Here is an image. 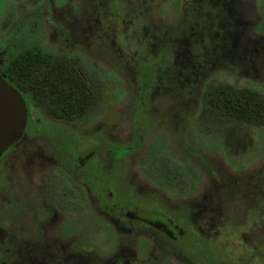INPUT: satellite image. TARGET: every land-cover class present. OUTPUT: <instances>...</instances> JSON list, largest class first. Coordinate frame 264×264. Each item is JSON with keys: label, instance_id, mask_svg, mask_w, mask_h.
<instances>
[{"label": "rangeland", "instance_id": "374dc122", "mask_svg": "<svg viewBox=\"0 0 264 264\" xmlns=\"http://www.w3.org/2000/svg\"><path fill=\"white\" fill-rule=\"evenodd\" d=\"M30 46L61 57L86 97L71 123L82 153L98 125L114 149L133 147L131 107L146 87L144 145L125 156L111 147L106 172L118 170L124 199L157 202L203 251L189 259L149 227L128 230L67 171L33 159L28 172L8 171L30 233L11 242L0 231V264H264V121L207 104L233 91L264 97V0H0V52Z\"/></svg>", "mask_w": 264, "mask_h": 264}, {"label": "flooded vegetation", "instance_id": "af4514ba", "mask_svg": "<svg viewBox=\"0 0 264 264\" xmlns=\"http://www.w3.org/2000/svg\"><path fill=\"white\" fill-rule=\"evenodd\" d=\"M152 71V69H144L143 76L147 77L145 76L146 73L149 76ZM141 89L143 91H140L135 104L133 103V107H131L130 116L132 120L129 123L135 136L133 147L138 149L144 145V126L140 122V117L148 108V98L147 95H144L146 87L143 86ZM22 96L27 106L26 126L20 137L0 155V231L6 230V233L5 231L3 232L4 239L9 236L15 238V235H19V232L22 233V231L30 233L29 230H26L25 225H28V222L21 218L23 211L20 209V205L24 204H16L14 199L15 191L20 190L15 188L14 181L8 175V171L18 167L21 169L22 165L25 167L22 168L27 171L26 167L30 166V162L35 159V161L37 160V167H54L67 171L75 181L81 182L83 187L86 188L88 197L92 199L100 214L102 213V215L112 218H123L129 223L127 225L124 224L128 230H144L143 228L135 227V224L149 227L157 233L158 237L160 236L161 240L172 246L175 253L182 249L185 250L190 255L189 259L196 255V249L203 251V242L196 237L195 233L183 226L179 220L170 218L159 210L154 209L153 204L155 201L150 202L151 204L149 202L143 204L136 201L132 203V199L129 201V199L122 197L123 185H121L117 167L115 168L117 174L114 177H109L110 174L106 172L110 156L109 151L111 147L114 149L115 145L113 143L116 139H107L108 135H106L107 133L102 125L87 130L98 132L99 135L95 137L96 142L85 153H82L80 149L83 147L84 141L76 138L74 131L71 129V123L75 121V118H65V116H59L56 112L57 95L23 94ZM48 98H52V102H48ZM163 117L166 118V116ZM169 118L170 115H168ZM182 118H184V115L181 111L178 115H175L177 122H180ZM165 122L169 125L168 120ZM157 126L151 125L149 128L154 131L159 129V131H163L165 128H169V126H163L164 128H162L160 125V128L157 129ZM73 139L77 140L78 143L74 144ZM74 146L77 147L78 152L75 151ZM133 147H120L114 150H121V155L125 156L132 151ZM193 155L196 156L194 153ZM20 161V166H17ZM109 164L114 168L110 162ZM119 196L123 200L121 198L119 200ZM23 200L26 201L25 205L28 206L31 203L30 201H32L30 198H24ZM53 201L55 203V200ZM155 203L157 204V202ZM35 205L39 206L38 203H35ZM34 212H37L38 216L37 208ZM179 237L183 239L184 244L179 242ZM6 240L12 242L10 238ZM0 247L2 250L7 248L5 244Z\"/></svg>", "mask_w": 264, "mask_h": 264}, {"label": "trees", "instance_id": "16d2710c", "mask_svg": "<svg viewBox=\"0 0 264 264\" xmlns=\"http://www.w3.org/2000/svg\"><path fill=\"white\" fill-rule=\"evenodd\" d=\"M66 65L61 57L36 46L26 47L9 59L5 52L0 53V73L22 95H57L56 112L59 116L77 118L89 105ZM220 92L226 94L224 90ZM207 97V104L235 120L264 121V97H246L236 91ZM47 101L52 102V98Z\"/></svg>", "mask_w": 264, "mask_h": 264}, {"label": "water", "instance_id": "95a60500", "mask_svg": "<svg viewBox=\"0 0 264 264\" xmlns=\"http://www.w3.org/2000/svg\"><path fill=\"white\" fill-rule=\"evenodd\" d=\"M27 122L22 94L0 73V155L20 137Z\"/></svg>", "mask_w": 264, "mask_h": 264}]
</instances>
